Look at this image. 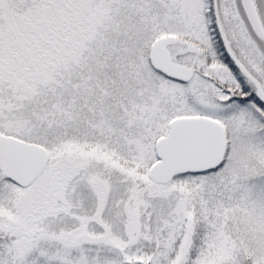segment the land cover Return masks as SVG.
<instances>
[{
	"label": "snow or ice",
	"instance_id": "6c2138e0",
	"mask_svg": "<svg viewBox=\"0 0 264 264\" xmlns=\"http://www.w3.org/2000/svg\"><path fill=\"white\" fill-rule=\"evenodd\" d=\"M0 264H264V0H0Z\"/></svg>",
	"mask_w": 264,
	"mask_h": 264
}]
</instances>
